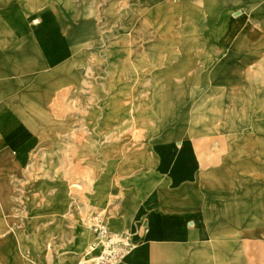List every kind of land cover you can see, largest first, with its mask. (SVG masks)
<instances>
[{"label": "rangeland", "instance_id": "rangeland-1", "mask_svg": "<svg viewBox=\"0 0 264 264\" xmlns=\"http://www.w3.org/2000/svg\"><path fill=\"white\" fill-rule=\"evenodd\" d=\"M55 1L60 2L58 7ZM253 4L242 0H189L179 22L169 23L156 0L44 1L39 9L51 19L39 24L34 32L41 43L53 42L52 51L57 56L62 51L57 38L60 44L64 40L71 46V53L85 44L69 40L84 38V51L73 59L71 54V60L68 57L56 62L66 65L69 74L73 70L80 73L81 81L68 86L64 78L60 93L70 91L61 98L59 107L53 105V100L46 107L51 121L56 120L54 142H39L31 149L21 173L14 172L11 177L10 218H6L0 203V264H48L49 260L63 264L71 252L72 264L82 263L94 239L92 222L100 217L112 230L113 217L134 210L128 194L132 181L146 171L135 154L151 157L155 171L164 166L165 158H180L188 159L195 170L237 174L238 179H247L231 183L247 185L246 192L237 188V200L246 201L247 214L256 207L264 215V79L250 77L260 62L264 63V52L254 48L264 38L254 33L259 29V19L250 13ZM22 8L26 13L36 9L33 0H26ZM142 14L147 15L152 31L159 35L155 41L158 47L168 43L182 52L188 31L184 18L199 20L196 28L201 36H213L214 24L223 21L227 28L218 35L215 46L199 40L200 44H188L189 50L183 54L204 60L210 50L216 49L221 59L236 57L247 81L237 84L235 90L227 87L226 93L222 89L225 82L215 81L205 72L181 85L184 80L174 75L173 64H150L140 76L133 75L132 58L137 65L143 55L150 56L151 46L143 49L139 35ZM26 30L33 32L32 25L27 23ZM174 37L180 39L178 43ZM251 50L253 53H249ZM197 65L195 69L200 72ZM166 73L171 77L165 78ZM170 84L197 90L196 94L176 99L173 117L168 116L163 96ZM169 119L170 123L161 128ZM102 123L109 124L103 128L102 139L92 137L91 130ZM168 133L173 137L170 140L166 138ZM230 146L233 149H228ZM225 158L231 160L224 164ZM167 167L175 168L170 162ZM56 182L69 185L72 204L66 212L59 209L53 186ZM102 188L106 191L101 193ZM61 213L64 220L58 218ZM237 213H241L240 208ZM262 220L260 228H264ZM129 223L142 230L134 217ZM112 231L131 235L126 227ZM263 235L259 231L258 237ZM251 248L252 254L264 255L263 247Z\"/></svg>", "mask_w": 264, "mask_h": 264}, {"label": "bare ground", "instance_id": "bare-ground-1", "mask_svg": "<svg viewBox=\"0 0 264 264\" xmlns=\"http://www.w3.org/2000/svg\"><path fill=\"white\" fill-rule=\"evenodd\" d=\"M1 1L2 0H0V3ZM33 1L35 3L36 9H34L33 11L28 10L27 15L23 9H19L17 6H10L7 8L3 6L0 7V17L8 20V28L6 29V33H9L14 26L13 31H15V34L17 35V37L11 41V47H13V61L11 67H4V69L0 72L2 74L0 76V109L3 113L15 111L20 115L25 123L24 132L21 135L13 138V140L17 144V147L12 149V154L18 155H14L15 159H13L11 166L5 164L2 169L0 168V171H4V169L6 171L11 170V173L15 171L18 166L20 168L23 167L27 159L26 156L28 155L24 154L25 150L28 151V149H30V147L33 146L35 142H37V140L41 141V143L44 140H46L44 141V143L54 142L56 137V125L54 122H56V120L53 119V122L51 121L50 114L46 110L47 103L53 100L54 106H60L61 98H64L67 95L66 93H68L71 89L69 87V90L60 93L62 86H64V78H67L68 86L76 84V82L79 83L81 81L80 73L77 74V71L73 70V72L69 74L70 69L67 68L66 65H59L56 64V62L58 63L61 58H68L71 54L73 59V56L75 57V54L79 55V53L85 50V45H87V43L83 40L84 38L80 40H69V43H75V41L82 40L81 42H84L85 44L81 45L78 49L73 50V52L71 53V46L69 48L68 44H66L64 40L60 44V40L57 38L56 43L60 45L62 51L58 54V56L55 55L54 51H52L53 47H51L53 42L50 41L48 43H41L38 35L34 32V28H36L39 24H41L42 22H47L51 19L46 11L39 9L40 6L44 5L45 0ZM188 1L189 0H177L175 3H173L172 0H156L165 18L169 19V23L171 20L179 22L178 17L182 14V11L185 10V8L188 9ZM250 1L254 2L253 6L249 8L250 13L254 18L259 19V29L254 30V33L256 34V36L259 34L258 37H261L262 35L264 38V0H242V2ZM53 4H56L57 6L58 4H60V2L55 1ZM191 21H193V19L189 17L183 19V22L188 27V31L186 32L187 38L185 40L183 50V52H186V54L189 50L188 44H200L199 40L202 41V44H205L207 46H215L219 39L218 35L221 36V31H226L227 28V24L223 21L216 22L213 26V31L215 33L213 36H210L208 34H203V36H201L200 31L196 28V26L199 24V20L196 22ZM27 23L30 26L32 25L33 32L31 30L29 32L27 30L25 31ZM14 24H17L18 28ZM139 29L142 48L147 50L146 48L148 47V45H150L151 47L149 51L150 56L148 57L146 55H143L136 63L137 65H134L135 60L132 58L133 65L130 67V70H132L133 75L135 76H140L141 72L147 70L146 66L150 64L156 65L157 67H166L170 64H173L176 68L174 75L177 78L184 80L180 83L181 85H185L186 83H188V80L198 79L204 72L208 73L215 81H224L226 87L225 89H222L226 93L228 92L227 87L235 90L237 84L243 85L247 81V77L236 57L221 59L219 54H217L218 52L216 51V49H214L210 50L207 58L203 60L198 55H184L182 51L174 50L173 47L170 48L168 43L166 46L161 45L158 47L155 41L159 39V35L158 33H154L152 31L151 23L148 21L146 14H142V16L139 18ZM22 32L26 35L23 34L22 36H19ZM179 40L180 39L178 37H174V41L176 43H178ZM53 41L55 42V40ZM18 47H20L23 51L21 55V49L19 50ZM36 47L40 49L37 54L35 52ZM254 48H258L262 53L264 52V39L262 40V37L259 43L255 44ZM25 49L27 50V54L25 53ZM17 50L19 51L16 52ZM249 53H253V50H251ZM257 57L259 56H256L255 58ZM68 59H70V57ZM197 64H200V72H197L198 69H195V67L198 68ZM68 67H70V64L68 65ZM171 75L166 73L165 78H170ZM250 77L251 79H264L263 62H260L256 71L250 73ZM48 81H52L53 83H49ZM56 82L58 83V85ZM218 84L219 83H217V85ZM170 86H168L170 87V89L164 90L163 96L165 98L164 100H166L165 106H167V108L169 109L167 112L168 116L173 117L172 113L174 112L172 109H174L175 105L173 104L176 99L184 98L189 94H196L197 90L190 91L189 89L184 88V86L173 87V85L171 84ZM188 91L190 93H188ZM170 120L171 119H169L167 122H164L161 128L168 125L170 123ZM108 125V123H102L100 127L91 130V136H95L97 139H102L103 128L108 127ZM166 138L167 140H170L173 137L168 133L166 135ZM7 142L9 146H11L9 140ZM134 157L144 164V166L146 167V171L138 175L139 179L136 178L132 181L133 187L131 192H129L128 194V202H134L137 196L145 195L152 191V188L148 183L149 176H147L149 174V171L151 170L150 168L154 166L151 157H141L138 154H135ZM53 186L55 188L54 192L57 194V202L60 205L59 209H61L62 212L68 211L70 205L72 204L69 196V185L62 182H56L53 184ZM100 190L101 193L103 191H106L105 188H102ZM0 203L2 205V209L6 218H10L9 200L8 197L4 195L3 181L0 182ZM63 215L61 213L58 218L60 220H64ZM133 217L134 212H132V209H129L126 212L125 216L115 218L113 217L110 221V226L112 230L115 231H120L121 229L126 227V229L131 232L133 238L137 239L138 225L129 223L132 222ZM237 217V219H240L239 215H237ZM250 218L252 220V235L249 232H247L246 235L252 238H256L259 236V231H262L264 233V229L260 228L259 226L263 222L262 218H264V215L256 207H254L250 212ZM211 246L213 248V244ZM144 247L145 244L143 241H137V243H135L134 249L131 250L126 256V260L132 262L133 264H146L144 254H142V249ZM215 249L217 248L215 247ZM190 252L191 250L187 248L182 250L180 254L182 257H184ZM199 253L201 256H203V259L196 264H225L212 260L211 248L205 247L201 249ZM181 256L179 255L177 257L179 258ZM73 257L74 254L71 252L70 257H67V261L63 262V264H72L71 258ZM33 264L42 263L37 261L33 262ZM48 264L53 263L51 262V260H49Z\"/></svg>", "mask_w": 264, "mask_h": 264}, {"label": "crops", "instance_id": "crops-1", "mask_svg": "<svg viewBox=\"0 0 264 264\" xmlns=\"http://www.w3.org/2000/svg\"><path fill=\"white\" fill-rule=\"evenodd\" d=\"M25 2L26 0H2L0 7L17 6L23 9ZM7 22L8 20L0 17V72L4 67H11L13 61L11 41L17 37L13 31L14 26L10 30L11 34L6 33ZM23 34L25 33L22 32L19 36ZM39 51L36 47V54ZM22 53L21 49L20 55ZM25 53L27 54V50ZM24 129L25 123L18 113L15 111L3 113L0 109L1 169L5 164L11 166L15 159L14 155H18L12 154V149L17 147L13 138L21 135ZM39 142L41 141L37 140L28 151L25 150L24 154L29 155L32 148L38 147ZM228 149L233 147L230 146ZM223 160L226 164L231 159ZM169 162L175 168L167 169ZM188 163V159L165 158L164 166H161L159 171L150 168L147 176L152 191L137 196L133 202L134 219L136 223L142 225V230L138 227L137 239H133L135 243L139 240L144 242L142 254L146 264H166V262L196 264L203 259L199 251L205 247L212 249V260L220 263L263 262L264 255L252 254L251 247L256 245L264 248V235L256 238L246 235L247 232L252 235V220L250 213L246 212V201L237 200V188L246 192L247 185L231 184L246 182L247 179H238L237 174L216 175L200 168L195 170ZM10 171L5 169L0 171V182H4V195L7 197L11 189V177L14 172L16 175L21 173V169L18 166L12 173ZM238 208L241 209V213H237ZM237 215L240 219H237ZM187 248L191 252L182 257L180 252ZM179 255L181 257L178 258ZM121 264L133 263L125 258Z\"/></svg>", "mask_w": 264, "mask_h": 264}, {"label": "built area", "instance_id": "built-area-1", "mask_svg": "<svg viewBox=\"0 0 264 264\" xmlns=\"http://www.w3.org/2000/svg\"><path fill=\"white\" fill-rule=\"evenodd\" d=\"M91 230L94 239L80 264H121L135 247L133 236L112 231L100 217L92 222Z\"/></svg>", "mask_w": 264, "mask_h": 264}]
</instances>
